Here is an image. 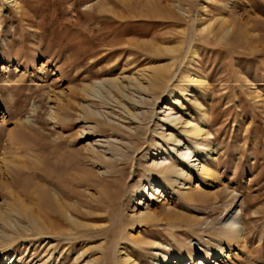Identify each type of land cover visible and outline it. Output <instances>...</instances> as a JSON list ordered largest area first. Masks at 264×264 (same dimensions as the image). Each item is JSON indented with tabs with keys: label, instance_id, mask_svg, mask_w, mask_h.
<instances>
[{
	"label": "rangeland",
	"instance_id": "rangeland-1",
	"mask_svg": "<svg viewBox=\"0 0 264 264\" xmlns=\"http://www.w3.org/2000/svg\"><path fill=\"white\" fill-rule=\"evenodd\" d=\"M183 43L175 58L162 56L163 62H176L168 90L178 93L181 74L206 80L193 86L200 111L187 103L204 130L202 139L183 138V144L193 156L211 151L192 170L171 145L159 159L184 168L186 180L165 189L155 176L156 184L148 187L156 144L163 143L156 134L159 107L139 138L130 140L126 126L135 125L112 103L107 109L98 100L100 129L83 135V127L94 125L80 121L79 91L93 78L147 68L156 57L148 45ZM192 44L195 59L186 58ZM111 110L114 124L106 119ZM101 135L136 146L119 167L125 181L119 174L101 178L103 166L89 157L88 147ZM138 185L146 186V194L137 192ZM131 192L137 201H130ZM21 200L36 215L58 211L56 201L78 212L71 220L53 215L61 220L57 232L73 240L59 244V233L41 239L30 233L29 241L18 240L16 264H92L101 250L103 264L123 258L133 264H264V0H0V209L9 201L20 208ZM146 208L163 222L133 225ZM235 211L246 240L239 247L227 243L221 256L215 232ZM72 220L89 227L79 231Z\"/></svg>",
	"mask_w": 264,
	"mask_h": 264
},
{
	"label": "bare ground",
	"instance_id": "bare-ground-1",
	"mask_svg": "<svg viewBox=\"0 0 264 264\" xmlns=\"http://www.w3.org/2000/svg\"><path fill=\"white\" fill-rule=\"evenodd\" d=\"M148 46L151 49V54L156 57L152 58L147 68H140L134 73H127L126 71L122 70L117 77L107 76L101 79H94L92 77L93 79L83 83L79 91V96H81L83 99L81 113L82 117L80 121H82L85 126V124H88L92 120L93 122L91 124L94 125L93 127H83V135L86 131V133H88V131L92 133L98 132L97 130L100 129L99 127L101 126V123L99 122L100 113L96 109L98 107L97 101L100 100L103 105H106L105 108L107 107V109L108 105H111L110 103H112L114 108H117L122 112V115L126 116L124 117V120L130 121L133 125H135V128H132L131 124H128L126 126L128 130L126 136L130 140H136L140 136L139 131L142 128V125L147 123L148 117L152 118L156 116L155 108L159 107L160 119L158 122V131L156 134L163 140V143L156 144L157 151L155 153L157 155L155 156L154 162L151 165L152 168L149 172L150 176H146V179L149 182L147 186L151 187L152 185L156 184L154 179L151 178L159 176L166 182V185H163V187L166 189L167 185L173 187L175 185L181 184L182 181L186 180V173L184 172V168L176 165H167V159H159L160 156L162 157L163 155H165L164 151H169L171 145L178 148L176 150V153L179 157V160H181V162L189 164V167L192 170H196V168H198L210 154L209 151L211 150H209L208 148H203L202 152L204 153L200 157H197L196 155L193 156L194 152L189 147L184 148L186 144H183V138H187L190 140L193 138L197 140L202 139L204 130L199 127L198 124L193 122L195 113L192 112V109L187 106V103H193V105L200 111V108H202V103L196 98L193 91V86L198 85L199 87H202L206 84V80L193 73L181 74V77L180 75L178 77H180L182 87L179 88L178 86H175L177 88L176 92L178 93L175 94L174 92L168 90L171 86H173V81L177 77L176 72L174 71L176 62L175 59H172L173 61H168V63L163 62L162 56L170 55L171 57L175 58L176 55L181 54L180 51L183 50V46L185 47V44L183 43L178 46L172 47H159L153 44ZM187 57H193V59L197 57L195 44L190 45L189 50L187 51L186 58ZM80 60L83 59H79L78 62ZM80 62L82 63V61ZM176 95H179V97ZM164 103L166 106L165 109H163L162 106V104ZM143 107L148 108V111L144 112ZM175 110H178V112H176ZM114 116L115 114L112 111L111 113L107 114L106 119H108L110 123L114 124ZM57 118H59V114L54 111V119L56 120ZM112 127L113 126H111L112 130L118 131L117 127ZM133 132H136L137 135H133ZM111 136H114V134ZM106 138L108 137L105 135L98 136L97 140L92 142L88 147V155L90 158H92L95 164L100 163L103 166L102 169L104 170V173L102 175L104 176H101V178H112L119 174L124 178L125 181V170L120 169L119 167L120 164L124 163V159L126 157L133 154L132 150L136 149V146L132 145V142L130 143V145L124 144V139H118V136L117 139L113 141L114 143L105 141ZM164 141L165 143L168 142L171 144L166 145L164 144ZM173 149L175 148L173 147ZM116 157H122L121 162H118L116 160ZM196 157L197 160H194ZM198 160L200 161V163L197 164ZM69 164H67V166ZM203 168L204 172L208 175L210 173V170L205 165H203ZM75 172H77V175L84 176V174L78 170H76ZM135 188L137 192L146 194V186L138 185ZM95 194L100 201L104 200V196L102 193L97 192ZM135 196L136 192L130 195L131 202L137 201V199H135ZM142 197L144 196L142 195ZM152 197L154 198L155 195H152ZM193 199L194 198L190 196L189 202H193ZM56 202L59 203V210H51V212L53 213H46L43 216L34 214V212L31 211L32 209H30V207L26 205V202H23V200L20 201V208L16 206L17 202L15 203L14 201H9V203H6L5 208L0 209V259H2L3 262H5L6 264H16V259H13L16 255V252L14 253V250L17 247V243L20 241V239L24 240L23 238H26V240L29 241V237L33 236L31 234L34 233L37 234L35 236L39 237L40 239L44 238V236H49V238L51 236L57 237V234L59 233L61 234V240H58L59 244L60 242L65 240H73L68 236H66L65 239L64 234L57 232V228L59 226H56V222H58L60 219L58 218V220H55V218H53V215L61 214V216L71 220L73 219V213L77 211L76 207L73 205H67L66 208L68 209H66L64 206H62V204H60L59 201ZM137 205H142V202L138 200ZM237 215L238 211H235L231 215V217L224 223L223 228H221L220 231L215 232V235L220 238V241H218L217 243L218 247L216 246L215 251L221 256L225 255L227 243L231 244L232 247H239L246 240L242 235V228L240 227L239 222L236 220L240 214L238 216ZM14 216L15 218L18 217V219H14ZM134 217L135 218H132L131 221L133 225L135 223L156 225L160 222H163V219L159 215V213L155 211L153 212L149 208L140 211ZM72 221H74V225L77 227V229H79V231H85L89 227V225L85 222H81L79 220ZM189 226L190 228L193 227V225ZM24 233H27L28 235H24ZM9 234H12V236H10ZM40 239L38 241H40ZM52 241H49L50 244L52 243ZM104 247L100 246L101 249H103ZM232 247L228 248L229 253L230 251H232ZM88 250V248L84 250L83 254H86ZM100 252L99 256L97 255V257H95L96 255H94L92 264H103V258L102 256H100ZM120 264H133V261L131 258H123Z\"/></svg>",
	"mask_w": 264,
	"mask_h": 264
}]
</instances>
